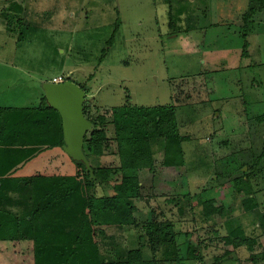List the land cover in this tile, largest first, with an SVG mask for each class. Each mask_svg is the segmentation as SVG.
<instances>
[{"label": "rangeland", "instance_id": "rangeland-1", "mask_svg": "<svg viewBox=\"0 0 264 264\" xmlns=\"http://www.w3.org/2000/svg\"><path fill=\"white\" fill-rule=\"evenodd\" d=\"M252 4L0 0V107L36 105L42 83L61 77L88 88L87 117L110 119L114 107L169 106L188 138L183 184L172 175L180 195L137 201L142 226L107 227L110 247L143 242L152 258L143 224L155 220L172 225L179 259L166 260L161 248L155 264H264V120H258L264 117V5L250 13ZM162 143L159 137L157 167ZM114 151L105 149L99 164L118 166ZM158 175L164 176L162 168ZM245 195L255 203L251 211ZM25 196L14 192L8 206L18 216ZM200 196L214 198L224 213L202 217L195 204ZM185 233L196 240L190 251Z\"/></svg>", "mask_w": 264, "mask_h": 264}, {"label": "trees", "instance_id": "trees-1", "mask_svg": "<svg viewBox=\"0 0 264 264\" xmlns=\"http://www.w3.org/2000/svg\"><path fill=\"white\" fill-rule=\"evenodd\" d=\"M251 1L250 13L264 5V0ZM81 88L88 93V88ZM86 109L85 102L87 117ZM175 117L169 106L114 107L110 119L87 117L93 127L85 135L83 149L93 170L91 178L83 162L63 151L61 117L44 96L30 107H0V256L4 257L0 264L5 258L12 264H155L161 248L166 260L179 262L178 244L168 223L143 224L152 258L143 242L130 249L110 247L106 242L107 227L142 226L135 215L137 201L158 197L172 201L180 195L172 186V175L178 174L183 184L182 143L188 138L179 133ZM159 137L164 138L159 145L161 167L155 165ZM111 146L119 165H100L99 159ZM161 168L164 176L158 175ZM14 192L27 193L25 201L18 202L26 207L20 216L8 208ZM242 202L246 211L255 207L247 195ZM195 204L201 206L202 217L224 213L211 196H200ZM235 231L230 230L232 235ZM184 235L190 251L196 240L190 233ZM226 242H232L230 237ZM21 243L26 245L23 253Z\"/></svg>", "mask_w": 264, "mask_h": 264}, {"label": "water", "instance_id": "water-1", "mask_svg": "<svg viewBox=\"0 0 264 264\" xmlns=\"http://www.w3.org/2000/svg\"><path fill=\"white\" fill-rule=\"evenodd\" d=\"M41 88L48 106L55 109L61 117L63 151L73 160L83 162L90 177L94 178L83 149L85 135L93 127L83 110L86 92L71 80L45 81Z\"/></svg>", "mask_w": 264, "mask_h": 264}, {"label": "built area", "instance_id": "built-area-1", "mask_svg": "<svg viewBox=\"0 0 264 264\" xmlns=\"http://www.w3.org/2000/svg\"><path fill=\"white\" fill-rule=\"evenodd\" d=\"M52 81H54V82H62V81H64V79L59 77V78H53Z\"/></svg>", "mask_w": 264, "mask_h": 264}, {"label": "crops", "instance_id": "crops-1", "mask_svg": "<svg viewBox=\"0 0 264 264\" xmlns=\"http://www.w3.org/2000/svg\"><path fill=\"white\" fill-rule=\"evenodd\" d=\"M55 78V77H54Z\"/></svg>", "mask_w": 264, "mask_h": 264}]
</instances>
